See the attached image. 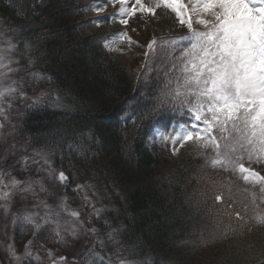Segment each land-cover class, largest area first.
I'll return each mask as SVG.
<instances>
[{"label":"snow or ice","instance_id":"6c2138e0","mask_svg":"<svg viewBox=\"0 0 264 264\" xmlns=\"http://www.w3.org/2000/svg\"><path fill=\"white\" fill-rule=\"evenodd\" d=\"M27 6L17 0L14 14L26 18ZM110 6L117 10L89 21L97 27L121 26L111 35L93 37L109 54H124L121 46L140 47L127 30L131 20L146 27L165 22L162 34L147 43L134 93L117 115L125 131L132 125V137L124 139L128 152L133 151L132 138L144 127L146 146L160 145L170 157H178L187 146L194 149L190 155L203 160L201 169L227 173L229 181L239 179L249 186L250 199L243 203L230 202L223 177L194 192L197 203L212 214L215 228L201 232L190 246L204 248L249 234L250 220L264 227V0H98L83 11L100 15ZM22 27L8 17L0 20V129L4 121L11 123L9 113L18 99H31L23 115L32 120L42 119L51 107L67 108L58 89L55 95L47 90L28 97L26 87L35 90L34 85L53 78L29 71L37 63L33 56L38 48L23 39ZM43 139L41 147L17 151L13 145L0 153V211L5 217L12 215L22 235H31L23 251L8 243L5 259L11 264H154L151 257L137 261L123 255L124 225L104 219L106 228L101 231L88 226L91 221L69 205L67 193L78 171L71 160L73 155L88 159L99 143L96 133L56 125L48 127ZM65 159L70 162L67 169ZM71 191L82 200L81 207L91 208L90 217L101 219L105 209L96 206L95 185L80 182ZM81 236L86 239L75 245ZM56 244L71 245V255L49 247ZM248 247L247 259L264 264V249L253 255V246Z\"/></svg>","mask_w":264,"mask_h":264},{"label":"trees","instance_id":"16d2710c","mask_svg":"<svg viewBox=\"0 0 264 264\" xmlns=\"http://www.w3.org/2000/svg\"><path fill=\"white\" fill-rule=\"evenodd\" d=\"M84 1L23 0L28 5L27 16L21 19L14 14L17 0H0L1 20L8 17L13 24L23 26V39L38 48L33 56L37 63L31 69L53 78L51 83L40 85H47L53 95L60 90L61 103L65 100L71 109L65 112L51 107L42 119L35 120L22 114L17 138L21 136L28 148H37L45 143L49 126L96 133L99 143L91 148L87 160L73 155L71 163L78 171L71 187L87 182L106 191L108 208L94 222L101 231L106 228L104 219L125 226L127 231L120 239L123 255L130 259L151 257L154 264H259L257 259H247L249 245L253 255L264 249V227L255 225L254 220H250L253 231L249 234L218 240L204 248L190 246L201 232L207 234L215 228L212 214L197 203L194 192L206 182L226 178L201 169L202 164L193 162L188 152L178 157L160 149L152 152L146 146L144 127L132 138L133 151L128 152L124 139L132 137V125L125 131L117 115L121 104L132 97L136 81L121 56L106 53L93 39L108 36L112 28L89 24ZM12 145L13 140L9 147ZM55 159L59 166V155ZM69 163L65 159L63 166L67 169ZM67 195L75 202L77 196L71 190ZM15 234L17 241L21 239L18 227ZM49 247L65 251L58 244Z\"/></svg>","mask_w":264,"mask_h":264},{"label":"rangeland","instance_id":"374dc122","mask_svg":"<svg viewBox=\"0 0 264 264\" xmlns=\"http://www.w3.org/2000/svg\"><path fill=\"white\" fill-rule=\"evenodd\" d=\"M87 1V7H89L90 5H92V0H86ZM185 3H187V0H184ZM118 7V6H117ZM117 10V8L114 7H110L107 11H105L104 13H109V15H111L113 12H115ZM171 16L174 17V14L169 13ZM88 19V18H87ZM86 19V20H87ZM1 20V18H0ZM88 21H92V20H88ZM118 24L119 23H115ZM164 21H160L158 23L155 24V26H144L142 21L139 20H131L129 27H128V31L129 34L132 36L133 40L138 41L140 47H133V48H129L127 46H121L123 48V58L125 60V62L129 65L130 67V73L131 76L133 78V81H136V75L139 73V69H140V58H141V53H142V46L144 44V41L148 38V37H152V36H160L162 34V30L164 28ZM132 28H136V31L133 32L131 31ZM120 30V28H119ZM183 31V30H181ZM29 71H34L30 68ZM21 75H24V73H21ZM31 77H28L25 80V84L28 83V80H30ZM41 83V82H40ZM40 83L38 85H34L35 90H33L32 87H26V91H27V95L29 98H34L36 96H39L41 92L43 91H47L49 90L47 85H40ZM40 85V86H39ZM31 103V99L27 100V102H22L21 100H16L14 102V106L13 109L10 111L9 115H10V119H11V123H9L8 121H4L5 123V128L4 129H0V153L4 152V150L6 148H12V146H15V150L19 151L20 149H22V147L24 148H28L23 141H21V136L17 138V131H18V124L17 122L20 121V117L21 115L27 110L28 105ZM64 105H67V102L64 100L63 102ZM56 108V107H54ZM58 110H63L65 112L71 110L68 106L67 108H56ZM17 129V130H16ZM20 130V129H19ZM10 140V142L13 140V145L11 147H9V145H7L8 141ZM45 142V140H44ZM161 147V148H159ZM33 147H29L28 149H31ZM150 148V147H149ZM152 149L154 150H164V148L160 145H156L155 147H151L150 150L152 152H154ZM194 153V149H191L189 147H185L183 149L180 150L179 156L183 155L185 153ZM192 161L193 162H197L199 164H203V160L202 159H197L194 157V154L191 155ZM196 160V161H195ZM213 173H219L220 172H214L211 169H208ZM212 173V174H213ZM225 176V181L224 183L226 184V187L224 189V193L226 196H230L231 198H233V200H235V202H239V203H243V202H247L250 199V194H249V186L245 185L243 183L242 180L239 179H232L231 181L228 180V174L227 173H221ZM70 187L69 190H71ZM95 191L97 192V199H96V206L98 208H102V209H107L108 207L105 205V201H106V197L104 196L105 194V190L102 188H98L97 186H95ZM74 194V193H73ZM76 195V194H74ZM31 199V198H29ZM55 200V197H51L49 198V203H53V201ZM105 200V201H104ZM69 205L71 208H79L80 211L82 212V218L91 221V224L88 226H94L98 229H100V227L96 224V222H94L95 217H90L88 214L92 211L91 208L89 207H81L82 205V200L76 198L75 202H73L70 198H69ZM103 213V212H102ZM101 213V215H103ZM252 212H249L250 217L252 216ZM18 226H14L12 223V215L9 214L7 217H5L2 214V211H0V259H4V264H11V261L5 259L6 258V252H5V247L8 243L13 242L16 245V248L18 251H23V247H19L18 245H23L24 243L27 242L28 239H31V235H22L20 233V238L18 241L15 239L16 237V228ZM19 228V227H18ZM86 239V237L81 236L79 238L78 241H75L74 244L75 245H79L81 243L84 242V240ZM91 242L89 241V244ZM65 251L59 253L58 254H67V255H71V251H72V246L70 245V247H66L64 248ZM55 251V250H54Z\"/></svg>","mask_w":264,"mask_h":264}]
</instances>
